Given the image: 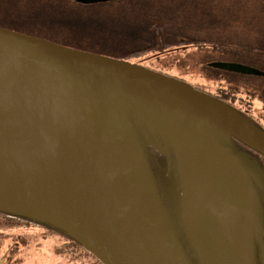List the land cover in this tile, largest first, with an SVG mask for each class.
I'll return each mask as SVG.
<instances>
[{
    "label": "water",
    "instance_id": "obj_1",
    "mask_svg": "<svg viewBox=\"0 0 264 264\" xmlns=\"http://www.w3.org/2000/svg\"><path fill=\"white\" fill-rule=\"evenodd\" d=\"M144 108L156 115L157 128L139 130ZM138 134L155 150L164 142L161 154L174 151L181 222L196 264H255L264 214L253 163L235 139L264 154L263 130L228 104L136 61L0 26V145L35 184L42 204L34 209L42 215L0 210L60 228L103 264H194L161 204ZM229 207L242 212V221L247 212L254 226L242 233L239 259L228 235Z\"/></svg>",
    "mask_w": 264,
    "mask_h": 264
},
{
    "label": "rangeland",
    "instance_id": "obj_2",
    "mask_svg": "<svg viewBox=\"0 0 264 264\" xmlns=\"http://www.w3.org/2000/svg\"><path fill=\"white\" fill-rule=\"evenodd\" d=\"M181 2L182 4L179 5L177 0H118L91 6L73 5L65 10L69 11L65 20L74 24L93 26V29L97 28L100 32L103 30L105 34H116L119 37L120 33L130 30L129 26L139 23L142 26V21L146 19L141 12L137 11L138 9H133L136 8L135 6H153L156 8L153 12L157 17L152 15L155 20H168L169 39L175 40L181 35V39L186 40L184 41L186 44L176 49L183 51L172 55L163 66L160 64L162 67H170L166 71V76L175 79L181 78L192 84L203 83L202 81L207 80L204 78L208 74H213L215 69L212 67L203 71L199 59L201 62L202 60H213L212 62L244 64L264 72V59L259 57L261 55L252 53V50L249 55L246 54V58H243L244 55L239 51L242 50L239 47L241 42L255 43V45L260 46L257 49H263L261 46H264V36H262L264 33V0H181ZM40 8L38 7L42 12L43 7L40 6ZM209 10L213 13L207 14ZM37 13L40 12L37 11ZM36 17L39 19L52 18L53 15L50 14L46 17L37 14ZM259 26L262 27L260 30L263 29V31L258 33L255 28ZM224 41L228 42L221 44ZM119 42L113 47L122 50L125 41L120 40ZM218 73L227 74L223 70ZM228 73L232 77L231 82L225 81L219 83L221 85L218 86L215 84L203 86L208 92L212 90L219 93L221 99L213 94L208 93V95L226 104L234 102L233 105H229L239 112L248 110L252 115L251 117L261 125L264 122V73L262 75H245L232 71ZM211 82L217 83L213 80ZM241 99H246V101ZM154 117L156 115L150 109H142L141 118L137 124L139 130L143 131V127H148L147 129L157 128ZM146 134L148 133L146 132ZM138 136L142 138L140 142L144 148L161 204L170 219L169 211H179V208L182 210L181 179L176 172H172L170 176L173 179L169 178V182L165 180L162 183L159 182V179H162L161 169L171 160L170 151L169 154H162L167 157L166 159L161 155L164 142H162L160 149L155 150L154 145L149 140L144 139L141 134ZM156 156L167 162L164 163L161 160L153 162ZM155 166L159 168V172L154 170ZM176 176L177 178H175ZM172 217L173 220L177 218L173 215ZM13 241L21 243L19 250H16L14 255L15 258L20 257L21 259L17 264L90 263L89 257L73 258L68 252H57L56 248L62 247V241L59 237L55 235L43 237L40 233L27 230L0 233V255L3 254L7 244Z\"/></svg>",
    "mask_w": 264,
    "mask_h": 264
},
{
    "label": "flooded vegetation",
    "instance_id": "obj_3",
    "mask_svg": "<svg viewBox=\"0 0 264 264\" xmlns=\"http://www.w3.org/2000/svg\"><path fill=\"white\" fill-rule=\"evenodd\" d=\"M74 2V5H98L100 3H107V2H113V1H118V0H111V1H106V2H100V3H94V4H82V3H77L75 0H72ZM73 6V5H72ZM71 8V6H69ZM135 9H138V12H144L150 16L157 17L155 14L154 9H156L153 6H135ZM67 8H64L66 10ZM161 16V15H160ZM53 20H59L60 18H56L55 15L52 17ZM144 21H145V26H144ZM93 27V26H92ZM168 20L161 19L160 21L155 20V19H145L142 21V26L141 23L129 26L128 28L130 29L128 32L127 30L125 33H120L119 37L116 34H105L104 31L100 32L97 28L95 29H90L88 34L93 35V38H90V42L97 45V46H104L106 50L115 52V53H124L126 56L119 57V58H124L127 60L131 61H136L139 64H142L143 66L153 69L155 71L162 72L166 74V71L170 67H162L164 63L168 61V59L174 55L177 52H181L183 50H176L180 46H183L186 44L184 39H181L182 36L179 35L180 38H176L175 40H170L168 37ZM123 40L125 41V44L123 45L124 48L122 50H118L114 48L113 46L116 44H119L120 42L118 41ZM176 50V51H175ZM213 60L209 61H204L202 62L199 59V64L201 69L204 71L206 69L212 68L211 62ZM162 66H161V65ZM173 64V62H172ZM215 72L213 74H208L206 78V81H202L203 83H190L186 82L185 80H182V82L187 83L189 86L193 87L194 89L216 95L219 99H221L219 93H215L212 90H210V87L208 89L211 92H208L206 90L205 85H213L215 84L216 86L221 85L219 83L222 82H231L232 77L228 75L229 73L227 72L226 75H222L218 73V69L214 68ZM237 77V75H235ZM179 79V80H180ZM210 79V80H209ZM211 80L216 81L217 83L211 82ZM220 87V86H219ZM221 88V87H220ZM223 89V88H221ZM231 104L230 102H228ZM234 102L231 104L233 105ZM243 114L247 116L249 120H251L253 123H255L261 130L264 131V122L259 125L254 118H252L250 115V112L243 111ZM236 145L238 149L242 152H244L249 160L253 163V173L251 174V178L253 181V184L255 186V189L257 191L259 201L261 203V207L263 210L264 214V154L260 153L259 151L249 147L248 145L238 141L235 139ZM3 215L11 219L13 217L12 214H6L3 213ZM26 219V223L28 224L27 226H19L18 228H12V229H5L1 231L0 233H3L4 231H12L14 230L15 232H24V231H34L37 234L43 235V237H48L50 235H55L59 237L60 241H62V247H59V251L57 252H68L70 254V257L73 258H84V257H89L90 258V263L89 264H95V261L93 259V256L90 254H87L81 247L78 248V245L74 243L65 233L57 230V229H52L49 226L41 223V222H36L33 220H30L28 218ZM21 246L20 242H9L5 249L3 250V254L0 255V264H14L15 262H19L18 258L20 257H14L15 251H12L14 247H17L19 250ZM58 249V248H57ZM56 249V250H57ZM185 249L188 251V248L185 247ZM78 252V253H77ZM191 254V252H189ZM4 259V261L1 263V260ZM254 262L255 264H264V234L258 239L257 237L254 238ZM17 264V263H16Z\"/></svg>",
    "mask_w": 264,
    "mask_h": 264
},
{
    "label": "trees",
    "instance_id": "obj_4",
    "mask_svg": "<svg viewBox=\"0 0 264 264\" xmlns=\"http://www.w3.org/2000/svg\"><path fill=\"white\" fill-rule=\"evenodd\" d=\"M177 3L179 5L182 4L181 0H177ZM74 5V2L72 0H0V26L7 27L10 29H14L17 31H20L22 33H27L33 36L37 37H43L50 39L52 41L80 49L85 51H91L95 53L110 55L114 57H123L126 56L124 53H115L109 50H106L104 46H97L93 43H91L89 40L90 38H93V35H89L88 32L90 29H92V26H84L83 24L79 25L70 23L68 20H65V17L68 15L69 11H65L64 8H68L69 6L72 7ZM40 6L43 7L42 12L38 9ZM41 9V8H40ZM70 10V9H69ZM39 11L40 13H37ZM212 11H208L207 14L211 13ZM142 15L146 19H154L152 16L141 12ZM213 13V12H212ZM42 15V16H48V15H55L56 18H60L59 20H53L52 18H42L39 19L36 17V15ZM211 16V15H210ZM160 19V17H158ZM262 27H256L255 30L259 33L262 32L260 30ZM90 33V32H89ZM262 36H264V33H262ZM186 41V40H185ZM228 41L221 42V44H225ZM239 47L242 50H239L241 54H243V58H246L245 56L249 55L250 52L253 50L252 53H255L260 58L264 59V46H261L263 49L259 50L257 49L260 47L259 45L251 44L250 42H241L239 43ZM247 54V55H246ZM221 69H218L219 72ZM224 71V70H223ZM159 72V71H158ZM227 73V71H224ZM245 100L246 99H241ZM147 150V149H146ZM158 154V153H156ZM171 154V160L170 162L166 163L163 158L161 157H154L153 162L157 160H161L162 162L166 163L165 167L161 169V176L162 179H159V182L162 183L163 180L169 182V178L173 179L170 174L172 172H176L178 175V166H177V160L174 156V151L170 149ZM162 155V154H161ZM163 156V155H162ZM153 157V156H152ZM167 159L166 156H163ZM150 161L152 162L151 157L149 156ZM163 159V160H162ZM153 166V163H152ZM154 170L156 172H159V168L157 166L154 167ZM180 177V176H179ZM177 178V176L175 177ZM3 213L6 214H12L13 217L11 219L6 218ZM170 221L173 224V227L178 234L182 245L185 249V247L188 248V251L185 249V251L188 253V255L193 259V263L196 264L197 261L194 259L195 250L189 245V240L187 239L186 232L184 225L181 222L182 217V210L179 208V211H172L170 212ZM173 216L177 217L174 218ZM28 218L30 220L41 222L47 226H49L52 229H57L63 233H65L74 243L78 245V248H83L82 244L77 242L73 237H71L68 233L61 230L58 227H55L51 225L48 222L37 220L34 218H30L24 215H18L13 214L9 212H5L0 210V232L5 229H12V228H18L19 226H27L26 219ZM57 249V248H56ZM18 250L17 247H14L12 251ZM85 251V249L83 248ZM59 251V248L56 250ZM87 254L89 253L87 250L85 251ZM191 252V254H189ZM78 253V252H77ZM92 255V254H91ZM93 259L95 261V264H103L99 259H97L94 255ZM18 260H21L18 258ZM15 262L14 264H16Z\"/></svg>",
    "mask_w": 264,
    "mask_h": 264
},
{
    "label": "bare ground",
    "instance_id": "obj_5",
    "mask_svg": "<svg viewBox=\"0 0 264 264\" xmlns=\"http://www.w3.org/2000/svg\"><path fill=\"white\" fill-rule=\"evenodd\" d=\"M38 204H42V198L35 184L16 165L11 156L3 152L0 145V207L33 216H41L42 214L34 209ZM241 213L235 207H229L226 211L227 229L234 259L242 257L243 231L251 232L254 229L249 214L245 212V221H242ZM195 217H199V213H196ZM174 262L181 264L176 258H174Z\"/></svg>",
    "mask_w": 264,
    "mask_h": 264
}]
</instances>
